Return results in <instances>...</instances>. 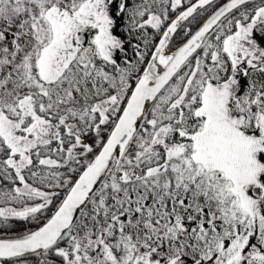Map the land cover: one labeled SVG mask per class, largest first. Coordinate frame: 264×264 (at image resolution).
Returning a JSON list of instances; mask_svg holds the SVG:
<instances>
[{
  "label": "snow or ice",
  "instance_id": "obj_1",
  "mask_svg": "<svg viewBox=\"0 0 264 264\" xmlns=\"http://www.w3.org/2000/svg\"><path fill=\"white\" fill-rule=\"evenodd\" d=\"M0 264H264V0H0Z\"/></svg>",
  "mask_w": 264,
  "mask_h": 264
}]
</instances>
